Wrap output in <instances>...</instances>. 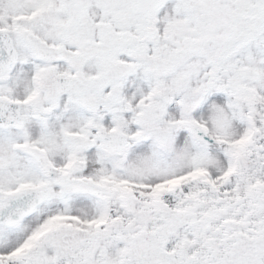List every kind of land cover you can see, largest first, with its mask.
<instances>
[{
  "label": "rangeland",
  "instance_id": "1",
  "mask_svg": "<svg viewBox=\"0 0 264 264\" xmlns=\"http://www.w3.org/2000/svg\"><path fill=\"white\" fill-rule=\"evenodd\" d=\"M136 3L0 0V30L19 53L0 97L19 103L22 123L0 128V205L19 191L45 194L17 225H0V264L264 255V0H170L149 32ZM33 41L54 57L35 54ZM99 131L118 132L126 150L107 151Z\"/></svg>",
  "mask_w": 264,
  "mask_h": 264
},
{
  "label": "water",
  "instance_id": "2",
  "mask_svg": "<svg viewBox=\"0 0 264 264\" xmlns=\"http://www.w3.org/2000/svg\"><path fill=\"white\" fill-rule=\"evenodd\" d=\"M169 0H138L137 6L134 12L137 15H144L149 23L152 16L157 10ZM150 31V30H148ZM149 37H152L150 34ZM40 55H45L41 50H37ZM50 58L51 55H48ZM18 54L13 48V43L8 34L0 33V74L7 71L17 60ZM63 89V88H62ZM9 112L11 119L7 121L4 118V114ZM12 125L16 128H20L19 122V108L18 106L9 103L5 100H0V126L5 127ZM190 128L193 134L203 142L209 141L207 137L195 129L192 125ZM100 139L103 146L112 153H121L126 145L120 141L117 132L113 133L110 138L102 136L100 133ZM30 155L37 161L42 167L47 176H52L50 167L45 163L41 154L32 149ZM44 199V193L38 192H24L12 196L2 206H0V224L12 226L18 223V221L25 215L30 214ZM260 264H264V255L260 258Z\"/></svg>",
  "mask_w": 264,
  "mask_h": 264
},
{
  "label": "bare ground",
  "instance_id": "3",
  "mask_svg": "<svg viewBox=\"0 0 264 264\" xmlns=\"http://www.w3.org/2000/svg\"><path fill=\"white\" fill-rule=\"evenodd\" d=\"M30 46L32 47L33 50H36V49H37V50H42V51H44L43 46L40 45L39 42H37V41L30 42ZM54 53H56V52H55V51H52V55H53ZM18 55H19V53H18ZM46 55H48V53H46ZM95 71H96V69L93 68V72H95ZM154 106H155V104H148V105L146 106V107H147V111H149V114H150L151 117H153V118H155V116H154V111H155ZM35 135H36V133H35ZM71 171H72V168H71Z\"/></svg>",
  "mask_w": 264,
  "mask_h": 264
}]
</instances>
